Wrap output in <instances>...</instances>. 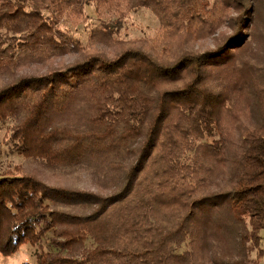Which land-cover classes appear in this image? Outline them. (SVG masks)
<instances>
[{
	"label": "trees",
	"instance_id": "trees-1",
	"mask_svg": "<svg viewBox=\"0 0 264 264\" xmlns=\"http://www.w3.org/2000/svg\"><path fill=\"white\" fill-rule=\"evenodd\" d=\"M92 6L103 26L85 43L67 24ZM144 9L162 35L118 41L112 13L126 22ZM230 11L241 15L233 36L185 51ZM258 15L255 0H0V135L7 127L14 155L111 191L0 169V254L30 245L36 264H247L252 245L264 257V76L247 57ZM70 56L81 59L60 63Z\"/></svg>",
	"mask_w": 264,
	"mask_h": 264
},
{
	"label": "rangeland",
	"instance_id": "rangeland-1",
	"mask_svg": "<svg viewBox=\"0 0 264 264\" xmlns=\"http://www.w3.org/2000/svg\"><path fill=\"white\" fill-rule=\"evenodd\" d=\"M217 1V0H215ZM255 0V5L259 10V23L256 29L253 31V36L250 39L249 51L247 57L251 55L253 64L262 72L264 76V0ZM221 3V0H219ZM114 12L110 21L112 20V26L119 30L117 40L127 43L136 42L138 46L152 45L151 42H155L163 33L164 29L159 19L150 10L144 9L140 12L131 14L130 18L126 22H121L119 19L123 18V13ZM117 14V15H116ZM119 14V15H118ZM241 15L235 11H230L228 21L225 22L224 27L220 30L217 36L209 37L206 40L200 42L193 41L185 51L193 54H202L207 51L217 48L222 45L230 36L234 35L233 19H239ZM81 21V20H80ZM79 21V22H80ZM98 14L95 11V7L92 6L88 10V18L82 20L81 23L67 24L71 33L75 34L83 42L88 43V38L91 31L95 28H102ZM119 49V48H118ZM105 51L106 48H98L96 52ZM112 51V50H111ZM117 51V50H116ZM182 49H175V57L185 54ZM81 56H70L65 58L62 65H70L78 62ZM254 59V60H253ZM8 129L4 128L0 135V169L6 171L9 168L23 167L26 172L31 176L44 182L48 186L53 188H65L69 190L85 191L102 196H108L111 191H101L96 187L94 178L88 174H76L72 177H64L61 175H55L52 172L44 170L39 163L26 160L22 157L16 156L12 153V145L7 139ZM264 238V231L261 233ZM258 248H262L264 251V241ZM250 253L248 255L247 264H264V257H259V251L255 250L250 245ZM35 250L30 246H24L20 252L10 258H7L0 254V264H36ZM243 261L242 258L235 257L234 262Z\"/></svg>",
	"mask_w": 264,
	"mask_h": 264
}]
</instances>
